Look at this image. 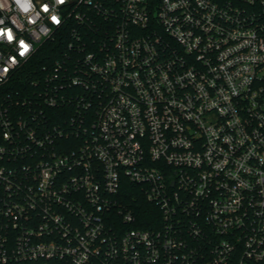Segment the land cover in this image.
<instances>
[{
	"label": "built area",
	"instance_id": "2783aa9c",
	"mask_svg": "<svg viewBox=\"0 0 264 264\" xmlns=\"http://www.w3.org/2000/svg\"><path fill=\"white\" fill-rule=\"evenodd\" d=\"M47 41L0 97V264H264V0H0V88Z\"/></svg>",
	"mask_w": 264,
	"mask_h": 264
},
{
	"label": "trees",
	"instance_id": "16d2710c",
	"mask_svg": "<svg viewBox=\"0 0 264 264\" xmlns=\"http://www.w3.org/2000/svg\"><path fill=\"white\" fill-rule=\"evenodd\" d=\"M59 43L49 41L45 42L35 54V56L30 60V62L25 66L23 70H20L16 76L6 85L0 88V97L3 96L10 89L15 88L19 91H24L25 84L29 78H31V70L41 66L43 63L48 61H53L59 53ZM127 192L124 193L126 200L129 203V207L139 215L142 219L151 218L152 214L158 209L157 207L146 200L144 195L137 190V186L134 184H125L123 187ZM137 196V197H136ZM136 197V198H135ZM140 225V224H139ZM147 224H141L140 226H146Z\"/></svg>",
	"mask_w": 264,
	"mask_h": 264
}]
</instances>
